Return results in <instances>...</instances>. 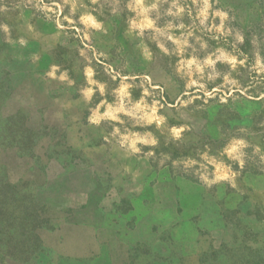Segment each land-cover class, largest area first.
Listing matches in <instances>:
<instances>
[{
  "label": "rangeland",
  "instance_id": "rangeland-1",
  "mask_svg": "<svg viewBox=\"0 0 264 264\" xmlns=\"http://www.w3.org/2000/svg\"><path fill=\"white\" fill-rule=\"evenodd\" d=\"M0 36L73 82L0 84V264H264V0H0Z\"/></svg>",
  "mask_w": 264,
  "mask_h": 264
},
{
  "label": "crops",
  "instance_id": "crops-1",
  "mask_svg": "<svg viewBox=\"0 0 264 264\" xmlns=\"http://www.w3.org/2000/svg\"><path fill=\"white\" fill-rule=\"evenodd\" d=\"M91 15L92 14L86 16L85 19H87V21H91L92 20ZM35 29H37V32L39 31V27H36ZM55 33L56 32H52L50 33V35H53ZM41 35H44V34L41 33ZM57 36H58L57 40L59 41L55 44L56 47L53 48L51 51H62L67 48L66 45L64 44V42H66L67 40H64L65 37L63 36V34L58 33ZM55 37L52 39H56ZM11 41L14 42V44H11L10 43ZM17 43L18 41L13 40L12 38L2 39V37L0 36V84H14V78L12 80L13 76L14 77L18 76V78H16L17 79L16 84H30L31 82L32 84H44L45 82L43 81V83H41V80L47 79V74L51 75L50 73H52V75H55L58 77V75H60L63 72L66 73V79L68 80L67 83L73 84L71 77L67 75L68 73L71 72L70 67L68 68V71H67V56L65 59V64H58L55 61H50L47 64L46 69H43V67H39L36 65H35L36 67H32L30 65L31 60L29 58L28 59L25 58L26 55L25 56L22 55V60H20L17 57H12L11 53H9L13 49H18L22 47V46H19V44ZM43 62L45 63V60ZM21 64H23V67L16 66V65L20 66ZM26 64L29 65L28 68L26 67ZM86 70H87V66L84 67V71H85V73H83L84 81H85L84 84H87ZM32 74H36L37 76L33 77ZM47 81H48V84H67V83H61L58 80H55V78H52L51 76L48 77Z\"/></svg>",
  "mask_w": 264,
  "mask_h": 264
}]
</instances>
